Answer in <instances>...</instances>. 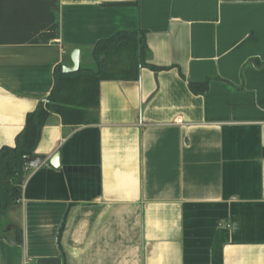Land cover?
<instances>
[{
    "label": "crops",
    "instance_id": "obj_1",
    "mask_svg": "<svg viewBox=\"0 0 264 264\" xmlns=\"http://www.w3.org/2000/svg\"><path fill=\"white\" fill-rule=\"evenodd\" d=\"M138 30L160 69L48 117L0 264H264V0H0V148L74 49Z\"/></svg>",
    "mask_w": 264,
    "mask_h": 264
},
{
    "label": "trees",
    "instance_id": "obj_2",
    "mask_svg": "<svg viewBox=\"0 0 264 264\" xmlns=\"http://www.w3.org/2000/svg\"><path fill=\"white\" fill-rule=\"evenodd\" d=\"M143 31H118L99 40L91 51L92 61L80 65L75 72L65 73L62 66L54 69V83L50 93L34 110L27 113L22 130L16 135L14 146L0 148V215L21 196L26 169L24 156L34 155L40 133L52 113L60 116L67 126L89 122V110L99 104L100 82L104 80H136L146 60ZM193 92H203L205 84L190 83ZM63 228L61 225L60 232Z\"/></svg>",
    "mask_w": 264,
    "mask_h": 264
},
{
    "label": "water",
    "instance_id": "obj_3",
    "mask_svg": "<svg viewBox=\"0 0 264 264\" xmlns=\"http://www.w3.org/2000/svg\"><path fill=\"white\" fill-rule=\"evenodd\" d=\"M71 61H72V65L70 66H66L63 65L62 66V71L65 73H69V72H75L79 69L80 67V56H79V50L78 49H74L71 53ZM58 154L56 153L50 160V164L54 167H56L58 165L57 163V159H58ZM44 161V156L43 155H38V154H34V155H27L24 156L23 158V162L24 165L27 168H36L38 167L41 163H43Z\"/></svg>",
    "mask_w": 264,
    "mask_h": 264
}]
</instances>
